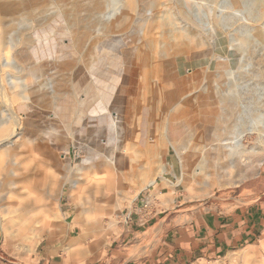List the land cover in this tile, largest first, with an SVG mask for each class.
Here are the masks:
<instances>
[{
    "label": "rangeland",
    "instance_id": "1",
    "mask_svg": "<svg viewBox=\"0 0 264 264\" xmlns=\"http://www.w3.org/2000/svg\"><path fill=\"white\" fill-rule=\"evenodd\" d=\"M128 1L134 9L142 5L148 7L143 22L137 23L133 13L132 18L120 26L109 20L106 22L104 17L112 8L111 0H65V16L59 12V17L66 22L76 42L69 43L71 51L58 60L56 68L52 69L53 61L50 60L47 67L36 66L28 70L29 89L25 90L28 98L15 95L7 84L9 73L22 71L10 68L4 64L3 57L0 58V114H12L2 129L5 133L0 130V139L13 130L19 134L18 149L25 163L35 157L42 160L40 158H47L49 154L55 158L47 159L38 167V176L19 178L18 184L26 185L27 189H16L10 205L22 201L23 205H29L28 208L9 213V206L0 194V262L3 264H40L41 247L48 242L65 243L61 253L65 260L61 264L108 261L113 253L118 254L127 246L124 234L128 223L124 216L137 203L140 191L149 186L156 185L160 200L166 197L172 200L177 194L178 200L183 201L182 207L194 212L202 210L207 202L243 205L250 199L253 200L250 202L264 199L263 167L259 161L247 158L249 154L223 168L219 166L225 162L222 157L228 148L216 151L218 159L216 162L212 159L213 164L205 158L209 154L215 156L214 148L219 141L229 143L231 139L227 138H231L234 132L224 128L222 119L227 117L228 120L226 106L211 97L209 88L216 85L223 94L232 93L236 115L240 117L238 124L242 126L239 128L248 131L241 140L242 145L247 149L257 145L256 148L262 147L261 157L264 158L260 136L264 133V116H260L264 113V0ZM20 2L0 0V12L18 6ZM54 10L52 8L41 17L34 15L32 22L41 25ZM2 29L0 25V43L4 41ZM57 42L63 45L69 41L67 37H59ZM107 44L115 47V51L107 47L113 51L109 54L112 76L105 64L102 65L101 50H105ZM160 48L176 73L173 70L164 72L159 64ZM90 51L96 58L93 62L89 58ZM116 54L122 58L117 59ZM86 63L90 67L88 71ZM56 72L61 77H69V83L73 78L77 83L73 80L62 90L55 86V92L48 96V81ZM174 75L179 76L182 96H185L181 101L174 99L177 93ZM83 77L85 85H77L79 80L83 83ZM90 78L102 98L112 97L109 104L105 103L115 116V105L124 111L123 115L121 112L123 134L119 140L114 132L102 137L104 125L93 124L83 132L77 129V111L82 107L79 98H85L86 90L92 89ZM32 81L36 84L30 85ZM131 82L130 86H124ZM206 87H209L208 91H205ZM15 91L19 92V89ZM113 92L117 95H111ZM60 93V100L56 103L52 96ZM85 101L88 105L87 97ZM180 112L183 124L181 121L175 124V116ZM13 115L19 119L16 121ZM90 115L98 119L106 113L97 118ZM252 121L256 122L258 130L249 132ZM182 125L184 132L179 130ZM171 126L178 131L176 137L171 135ZM39 134H43L45 140L42 138L31 143L28 139ZM77 135L85 144L75 147L72 142ZM38 142L40 146H35ZM179 148L184 154V163L177 157ZM96 151L114 158V167L126 171L125 174L121 172V185L115 184L110 190L103 191V195L102 192L87 193L82 187H72L70 182L78 173V165L94 153L96 155ZM127 169L131 171L130 176L126 175ZM125 175L127 179L123 180ZM36 179L43 183L45 191L40 190ZM154 179L155 182L150 184ZM28 189H31V196L25 192ZM161 189L169 193L162 195ZM95 196L111 198L105 203L98 202L93 208L88 201ZM2 217L13 224L11 232L3 229ZM74 228L77 233L70 237ZM80 234L84 237L82 241ZM263 235L264 228L255 243L213 261L194 264H256V261L263 264ZM149 245L144 248L147 250ZM67 247L75 248L68 252ZM246 249L251 254L250 261L242 256Z\"/></svg>",
    "mask_w": 264,
    "mask_h": 264
},
{
    "label": "bare ground",
    "instance_id": "2",
    "mask_svg": "<svg viewBox=\"0 0 264 264\" xmlns=\"http://www.w3.org/2000/svg\"><path fill=\"white\" fill-rule=\"evenodd\" d=\"M64 1L65 0H21L20 4L18 6L10 7L5 11L0 12V25L3 28L2 29L3 30L2 38L4 40L3 42L0 43V58L2 56L3 61H5L4 64L8 65L10 68H12L14 70H18L17 72H20V70L22 71L21 73H15V72L9 73L8 74L9 76L7 77L8 87L10 90L15 92V95L19 94V95H21V97H27L28 98L29 96L28 95L26 96V93H25V90L29 89V86L27 84V80H28V74H30V71H28V70L31 69L32 67L40 66L41 68H43V67H47L51 64L52 60L49 62L44 61L46 56L47 55L49 56V54L47 52V55H46V53L42 51L43 49L40 45L42 43L41 41H43L48 36L56 37L57 35L64 34L65 37H67V41H69V42H66L64 47H58L55 49V51L53 49V51L50 52V53L57 52L58 54H60L61 57L67 56L64 54H68V52L71 51L69 43L75 44V42H76L75 36L71 35L69 33L70 31H68V27H67L66 22H64V20L59 17L60 16L59 12L63 13L64 16L66 13V12H64L66 9L65 5L63 3ZM111 3H112V8L110 11H108L105 14L104 19L106 20V22H107V20L111 21V23H113L116 26H120L124 22H126L129 19V17L132 16V13L135 14L134 16H135L136 22L141 23L145 19V14H146V11L148 10V7L146 5H142L139 8L134 9L132 7L130 1H128V0H111ZM51 7L54 8L55 10L50 13L49 17L46 20L42 21L41 25H39L40 27L36 24L37 21L35 23L32 22V18L34 15H36L37 17H41L45 14L47 15V12H49V10L52 9ZM185 15L190 18V15L188 12H185ZM68 17H70V16H68ZM61 23H63V24H61ZM74 24H75V22L73 23V25ZM17 28H19V29H17ZM108 46L113 48V51H115L114 45L107 44V46H105V49ZM112 52H110V53H112ZM61 53H63V55ZM158 54H159L158 57H159V62H160L159 64L163 68L164 72L170 73L169 70L170 71L173 70V73H176V72H174V69L172 68L171 63L168 60H166L165 52L162 48L159 49ZM89 55H91L89 58L92 60V62L96 60L94 54H92L91 51L89 52ZM116 58L118 59V58H122V57L116 54ZM91 60H89V61H91ZM88 66H89V64L86 63L85 69L87 71L90 68ZM52 69H54V68H52ZM51 76H50L49 81H48V88H47L48 89V93H47L48 96H50L51 93L55 92L54 91L55 86H57L60 90H62L63 88H65V86L67 87V85H69L70 83H73L74 81L77 83L75 78H73L72 80L70 79V83H69L68 82L69 77H67L65 75L61 77V75H59L58 72H56L55 74H52ZM88 76H90V75H88ZM173 78H174L175 84L177 85V93L175 94L174 99L175 100L178 99V101L179 100L181 101L182 99L185 98V96H182V92L180 89L181 84L179 82V76L174 75ZM90 80H91L92 85H93L94 83L92 81V78H90ZM85 81L86 80L83 77V83H81V81L79 80L77 85H85ZM87 81H88V79H87ZM91 88L94 90L98 89L94 85L91 86ZM208 88L209 87H206L205 91H208L210 89L211 92L210 91L209 92L211 93V97L217 98L220 101V103L223 105V107L226 106L225 107V110H226L225 113L228 116V120H227V117L225 120L222 119L225 122L224 128L225 129L229 128L230 130L233 129L234 132H233V136L231 138H227L228 140L231 139V141L229 143L225 142V143L221 144V141H219V143L217 142L218 147L216 146L214 148V153L212 152L213 154H215V156L209 154L208 156H206V157L204 156V157L207 158V160L209 158L208 161L211 162V164H213L212 159H215V162L218 159L216 151H218L219 149L224 151L226 148H228V150H225V153H223V157H222V160H225V162H223V164L220 165L219 168L230 167L233 165L232 163H234L235 159L239 160L240 158L247 156V154H249L247 158H249L251 161L252 160L253 161H259V165L262 164V162H263V158L261 157L262 150H263L262 147L256 148L258 146L257 145L256 147L247 149L242 145L241 140L244 138L245 132L247 130L245 132L241 131L242 126L239 125L240 124L239 123L240 117H238L236 115V107H235L234 101L232 100V97H231L232 96L231 91L230 92L227 91L228 93L223 94L221 89L218 90L220 88V86H217V85L213 86L212 88H209V89ZM17 89H19V92L15 91ZM2 92H3V90H2ZM4 92H5V90H4ZM62 93H64V92H62ZM4 94H6V93H4ZM59 95H61V93L58 95L54 94V97L52 96L53 100H55L56 103L60 100ZM85 98H83V99L79 98L80 105L82 107L84 105V107L78 111L77 129L79 128L82 131L83 129H85L89 126H92L93 124L104 125V126H106L108 133L114 132L116 139L119 140V137H120L119 133L121 132V129H120V127H121V116H122L120 113L122 111L121 108L116 107V105H115L117 112H119V114H117V116L112 114V112L108 111L107 113L105 112L106 115L101 116L98 119H95V118L91 117V115L89 113L87 114L88 116H86V113L88 112L87 110L90 109L89 108L90 105L88 106L86 104ZM5 104H6V101H5ZM169 104H171V103H169ZM50 105H52V104H50ZM212 108H213V106H212ZM222 109H224V108H222ZM4 110H5V108H4ZM55 111H56V109H55ZM170 111H171V109H170ZM214 112H213V114H214ZM181 113L182 112L176 114L175 119H174L176 121L175 124H179V121H181V123H182L183 120H181V115H182ZM207 114H209V111ZM14 115H13V117L17 121L19 119V116L17 119V116H14ZM10 116H12V114H9V113L5 114V112L3 115L0 114V130H2V129L4 130V127L8 123V118H10ZM260 116H264V113L261 114ZM55 117H57V115H55ZM52 118H53V116L51 117V119ZM263 119H264V117H263ZM187 120H186V123H187ZM18 123H20V121ZM18 123H17V125H18ZM186 123H185V125H186ZM170 124H172V123H170ZM255 124H256V122L252 121L251 128L249 129V132H252L253 130H258L257 128H255V126H256ZM171 127L174 130V132H172L173 130L171 131V135L173 134V136L176 137L178 135V133H177L178 131L175 127H173V126H171ZM239 127H241V128H239ZM182 128H183V125H182L181 129H179V130H182ZM262 130H264V129H262ZM164 131H166V130H164ZM3 132L5 133V131H3ZM181 132H184V131L182 130ZM263 132L264 131H262V133ZM179 133H180V131H179ZM18 135L19 134L15 133L13 130L11 133H8L4 138L0 139V194H1V198H3L6 201V205L9 206V213H11V214H13V213L15 214V212L22 210V207L28 208V206H29V205H23L22 201H18V202L14 201L15 205H10V199H11L12 193L16 189H19V188L20 189L21 188L27 189L26 185L21 186L18 184L19 178L23 177L26 179L32 175L38 176V174H40V173H38V171H39L38 167H41V164H43V162L48 161L47 159H49V160L55 159L53 157V155L49 154L50 156L48 155L47 158H44V157H43L44 159L40 158L42 160H38L37 157H35L34 159L32 158V160L28 163L23 162L24 160H22L21 154L19 153L20 150L18 149L19 148V146H18L19 141H18V137H17ZM96 136H98V135H96ZM260 136L262 139V140L260 139L261 143L264 144V139H263L264 133H263V135L261 134ZM42 138L43 139L45 138V137H43V134L42 135L39 134L38 136L29 137L28 139H30V141L32 143L33 141H38ZM48 140H49V138H48ZM72 143L75 147H77V145L80 146V143L83 144L84 142L78 136V138L76 137V139H74V141ZM228 144H230V145H228ZM37 145L40 146V143L39 142L36 143L35 146H37ZM106 145H108V144H106ZM46 146H47V144H45V147ZM178 147H180V145H178ZM207 149H209V148H206V150ZM67 150L69 151V148ZM180 152H182V151L179 148L177 157L179 158L180 162L184 163V154L180 153ZM183 152H184V150H183ZM96 153H97L96 155L94 153V155L84 159L82 164L78 165V173H76L75 176L73 175L74 177H72V180H70V182L72 184V187H82L83 191H85L87 193L96 194V193L102 192L101 195H103V191L106 192V190H110L112 188V186H114L115 184L118 183L121 185V183H122V173L121 172H124L123 174H125L126 171H123V169L118 170L119 168H115L114 167V158L110 157L106 153H102V152H98V151H96ZM204 155H205V153H204ZM32 164H35V165L33 166ZM127 171L128 172L126 173V175L130 176L131 171L129 172L128 169H127ZM211 173H213V172H211ZM126 175H125V177H126ZM182 175H184V174H182ZM81 176H83V178H81ZM241 177H242V175H241ZM31 179L33 181V178H31ZM125 179H127V177L124 178L123 180H125ZM237 181H235V182H237ZM154 182H155V179L152 180V182H150V184H153ZM20 183H22V182H20ZM33 184H34V182H33ZM36 184L38 185V187H40V190L45 191L43 183L38 181V179H36ZM33 189H35V188L33 187ZM36 189L39 190L38 188H36ZM25 192L29 196L31 193V189H28ZM175 192L176 191H174V193ZM13 194L15 195V193H13ZM17 197L20 198L18 195H17ZM107 198L110 199L111 197L108 196ZM107 198L103 197V196L102 197L101 196L100 197L95 196V197L91 198V200L88 202L94 208L98 205V202L105 203ZM17 200H20V199H17ZM11 208H13V210ZM29 209H30V207H29ZM85 211H86V209H85ZM2 219H3L2 220L3 229L7 233L11 232L10 228L13 227V224L4 220L5 219L4 217H2ZM15 225H17V224H15ZM263 237H264V235H263ZM83 239H84V237H82V235L80 234V240L82 241ZM100 245L102 246V244H100ZM78 246H80V245H78ZM72 247H67L68 252L69 251L73 252L74 251L73 249L76 246L74 248H72ZM80 250H82L81 246H80ZM101 255L102 254L100 253L99 256H101ZM242 256L244 259H249L251 257V254L249 253V249H246V251L243 253ZM249 261H250V259H249ZM261 263H263V262H261ZM254 264H255V262H254ZM256 264H258V261H256Z\"/></svg>",
    "mask_w": 264,
    "mask_h": 264
},
{
    "label": "crops",
    "instance_id": "3",
    "mask_svg": "<svg viewBox=\"0 0 264 264\" xmlns=\"http://www.w3.org/2000/svg\"><path fill=\"white\" fill-rule=\"evenodd\" d=\"M59 37L65 38V35L48 36L40 44L42 51L46 55L47 52L49 54L44 61L52 60L53 68H56L58 60L63 58L57 52L50 53L53 49L55 51L56 48L65 46V44L61 45L57 42ZM110 52L112 51L108 48L101 50V55L104 58L102 65L105 64L104 67L112 76L113 71L109 67L111 64L109 61L112 59L109 57ZM61 54L63 55V53ZM30 78L35 80L34 76H30ZM33 81L30 85L36 84ZM130 84L132 82L124 84V86H130ZM86 91L87 93L83 94L88 98V106L90 105L86 116L89 113L94 114L97 118L99 114L107 113V111L113 114L112 109L108 108L106 104L113 100L112 97L110 99L102 98L98 89H87ZM105 91L103 92L106 93ZM117 91L120 93L118 89ZM109 93H111L110 90ZM111 95H117V93L113 92ZM200 98L202 102V96ZM114 112L116 115L119 114L117 110ZM121 112L123 115L124 111ZM120 129L121 137L123 134L122 125ZM103 130L105 132H102L101 135L106 138L108 131L106 128ZM186 134L188 138V133ZM76 137L78 138V135ZM261 166L263 167L262 172H264V158ZM159 183L157 180V184ZM158 192L156 185L140 191L136 198L137 203L129 211L131 219L124 234V240L127 243L124 250L118 254L113 253L108 261L93 260L83 264H194L203 260L213 261L255 243L264 228V199L255 202H250L253 201L250 199L243 205L235 204V202H222L216 205L213 202H207L202 210L194 212L188 207H182L183 201L178 200L177 194L172 200H169L168 197L160 200L157 198ZM168 193L169 191L160 190L162 195ZM146 200L151 201L148 208L142 206ZM76 233L74 228L70 237H75ZM148 243L150 245L146 250L144 247ZM64 245L63 242L44 244L38 256V262L40 264L63 263L65 258L61 253ZM59 257L62 258L59 259ZM0 264L3 263L0 262Z\"/></svg>",
    "mask_w": 264,
    "mask_h": 264
},
{
    "label": "built area",
    "instance_id": "4",
    "mask_svg": "<svg viewBox=\"0 0 264 264\" xmlns=\"http://www.w3.org/2000/svg\"><path fill=\"white\" fill-rule=\"evenodd\" d=\"M150 205H151V201H150V200H146V201H144L143 204H142V206H143L144 208H148V207H150ZM130 219H131V213L128 212V213L125 214V216H124V220H125L126 223H128V222L130 221Z\"/></svg>",
    "mask_w": 264,
    "mask_h": 264
}]
</instances>
